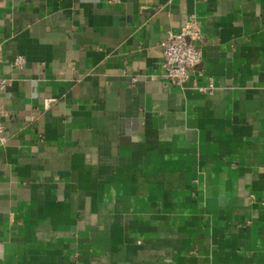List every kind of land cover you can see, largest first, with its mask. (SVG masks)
Instances as JSON below:
<instances>
[{
    "label": "crops",
    "instance_id": "crops-1",
    "mask_svg": "<svg viewBox=\"0 0 264 264\" xmlns=\"http://www.w3.org/2000/svg\"><path fill=\"white\" fill-rule=\"evenodd\" d=\"M0 77V264H264V0H0Z\"/></svg>",
    "mask_w": 264,
    "mask_h": 264
},
{
    "label": "built area",
    "instance_id": "built-area-1",
    "mask_svg": "<svg viewBox=\"0 0 264 264\" xmlns=\"http://www.w3.org/2000/svg\"><path fill=\"white\" fill-rule=\"evenodd\" d=\"M111 4L120 3L122 0H107ZM204 39L202 24L196 14L186 19L180 32H169L168 37L163 41V77L171 84L183 86L193 71L203 60V53L200 43ZM25 58L21 55L14 60L15 66H22ZM136 80V78H133ZM9 84V79L0 77V92ZM214 83L209 82L206 86H200L202 92H212ZM6 112L0 108V140L4 141V133L7 123L4 119Z\"/></svg>",
    "mask_w": 264,
    "mask_h": 264
}]
</instances>
